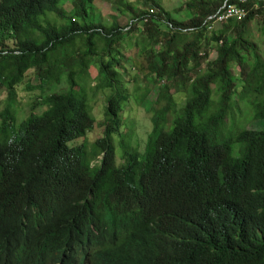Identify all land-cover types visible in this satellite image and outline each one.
Listing matches in <instances>:
<instances>
[{"label":"trees","instance_id":"obj_1","mask_svg":"<svg viewBox=\"0 0 264 264\" xmlns=\"http://www.w3.org/2000/svg\"><path fill=\"white\" fill-rule=\"evenodd\" d=\"M226 1L183 0L178 21L156 0H120L122 28L97 21L94 0H74L71 13L62 0H0V264H264V127L237 118L244 104L264 121V59L249 31L264 0H230L243 20L210 19ZM125 47L138 49V98L153 115L142 151L117 144ZM92 66V91L110 94L104 135L89 144ZM64 75L68 88L46 93ZM22 83L42 91L25 117Z\"/></svg>","mask_w":264,"mask_h":264},{"label":"rangeland","instance_id":"obj_2","mask_svg":"<svg viewBox=\"0 0 264 264\" xmlns=\"http://www.w3.org/2000/svg\"><path fill=\"white\" fill-rule=\"evenodd\" d=\"M74 0H62L63 9L67 13H71L73 10V5L70 4ZM120 0H94L92 5L88 4L89 7H92V15L99 17L97 21L102 19L103 22H106V25L108 27L112 26L113 23H116L119 27L125 28L129 22V13L121 14L120 9L122 7H127L128 1L121 2V6H119ZM160 5H162L166 11L171 13L172 17L174 19H177L178 21H186L188 20V15L185 12V5L182 6L183 0H156ZM118 2V3H117ZM228 0L226 1V3ZM225 3V4H226ZM131 4V3H129ZM132 5V4H131ZM160 12V11H159ZM95 18V17H94ZM47 21L51 25H57L61 26L63 21L59 17L50 16L48 17ZM87 23L89 21H86ZM81 24H84L83 21H81ZM222 24H214V29H221ZM263 28H264V17H258L253 23H251L249 31L251 35L253 36V39L259 43L261 48L262 57L264 59V35H263ZM81 48L83 47L84 42H80ZM127 50V48H124ZM211 50V59H215L218 56V53L214 49ZM205 51V50H203ZM138 49L135 48L134 50H127L125 55V61L123 62L124 68H126L129 72V74L125 77V82L127 83L126 86L128 88V92L125 93L126 95L130 96V100H128L125 103V109L122 113V119H123V127L124 130H122V135L117 137V144H118V150L121 151L122 144L126 141L129 142L133 146L134 149L137 150H143L145 147V144L147 143L148 137L150 133L153 130V122H152V113H150L146 106L142 104L140 99L138 97H143L145 94V85L146 81L143 76H139L140 80L135 78V74H141L143 75L138 67H134V61L137 59V53ZM240 68H235V71L240 72ZM90 76L87 78L86 83V92L88 94L89 100H91V107H92V114L95 117L97 121V125L95 129L89 133L86 137L89 144H93L96 142L99 138H101L104 135L105 126L104 122L106 120V108H107V96L110 94V92H100L96 89L93 90V86L97 84L96 76H97V70L96 66H92V68L89 71ZM78 78V77H77ZM32 86H37L39 84V81L32 80ZM68 88V82L65 79V75L63 79L61 80V83L56 86L48 87V90L46 93H54V92H62L65 91ZM50 89V90H49ZM18 92V98L17 102L18 105L16 107V113L19 117H25L28 115V113L31 110L32 102L36 99L38 96H42V91L35 88L34 90L29 91L25 85V83H22L17 87ZM158 90H153V95L151 94V99H156ZM175 90L172 91L173 94H175ZM139 99L140 103L137 101ZM175 100L180 103L182 106L183 103L186 102V97L183 94H175L174 96ZM6 100H7V92L4 87L0 89V111H2L6 106ZM44 106H38L36 111L42 112V109ZM243 113L238 114V124L241 127H245L247 129H261L264 127V121L261 120H255L251 117L250 114L253 116V111L250 106L245 107V105H242ZM246 109V110H245ZM172 118V117H171ZM228 122H230V118L227 119ZM84 139H80L76 141L75 144H80L83 142ZM243 147L242 144H236L235 148L237 147ZM120 162H123V160H120Z\"/></svg>","mask_w":264,"mask_h":264},{"label":"built area","instance_id":"obj_3","mask_svg":"<svg viewBox=\"0 0 264 264\" xmlns=\"http://www.w3.org/2000/svg\"><path fill=\"white\" fill-rule=\"evenodd\" d=\"M228 0L225 6L221 9V11L210 19L218 18V21L230 19V18H238L239 20H243L247 17V11L243 8H240L236 5H232Z\"/></svg>","mask_w":264,"mask_h":264}]
</instances>
